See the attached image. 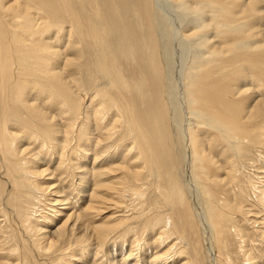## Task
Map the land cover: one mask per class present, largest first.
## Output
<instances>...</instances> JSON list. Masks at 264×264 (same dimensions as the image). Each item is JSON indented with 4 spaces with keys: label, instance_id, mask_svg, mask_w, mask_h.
<instances>
[{
    "label": "bare ground",
    "instance_id": "1",
    "mask_svg": "<svg viewBox=\"0 0 264 264\" xmlns=\"http://www.w3.org/2000/svg\"><path fill=\"white\" fill-rule=\"evenodd\" d=\"M139 5L141 10H136ZM178 5L190 11L192 4ZM160 16L148 0H0V225L4 222L0 264H61L79 247L92 243L102 248L115 228L94 226L102 211L110 202L121 203L115 196L128 193L140 199L148 190L157 195L153 204L160 207L145 217L142 228H159L157 242L175 236L180 243L185 241L180 251L187 254L184 245L192 241L195 256L203 252L208 264H217L216 237L228 235L226 221L240 217L235 229L242 256L246 264H258L249 246L255 233L245 223L248 217H264L245 211L243 203L254 195L264 214V189L241 173L243 155L249 152L243 140L254 130L249 131L238 110H227L225 120L215 111L220 116L213 120L216 124L202 116L201 111L212 106L203 110L195 106L202 95L197 66L185 81L179 77L174 85L169 83V54L158 34ZM110 89H116L118 97ZM259 115L254 110L245 119L256 123ZM190 117L220 141L211 137L212 132H194ZM54 155L58 166L49 171ZM90 157L94 162L102 158L96 169L86 167L88 172L73 182L81 196L90 192L88 201L79 205V211L78 200L71 201L74 211L66 214L53 236H47V229L63 212L57 205L69 201L72 194H66L61 184L53 189L45 177L64 165L61 174L74 178L73 171L85 168L84 160ZM198 157L214 170L211 176L220 185L222 200L212 190L200 192ZM104 165L110 173L124 171L119 181L102 179L107 174L100 171ZM62 193L64 197L56 196ZM43 209L53 212V217L43 214ZM134 227H122L123 236L134 232ZM9 256L15 257L11 263Z\"/></svg>",
    "mask_w": 264,
    "mask_h": 264
},
{
    "label": "rangeland",
    "instance_id": "2",
    "mask_svg": "<svg viewBox=\"0 0 264 264\" xmlns=\"http://www.w3.org/2000/svg\"><path fill=\"white\" fill-rule=\"evenodd\" d=\"M148 1L152 6L154 5L157 13L159 12V15H161L158 34L160 33V37L162 35L164 38H161L162 46L169 54V83L174 85L175 82L178 81L179 77H184L185 81L187 73L192 70L193 66H197L199 70H196V75L200 76L198 77V80L200 82L199 84L202 95L199 98V103H196L198 105L195 106L200 109L203 107L202 110L205 105L212 106L210 109L211 111H201L202 116L204 114L205 116L203 117L211 118L210 122L215 123L216 121L213 120L220 117L216 114V112L222 115V120H225L224 116L230 110H238L241 112L244 123L248 122L247 125L249 131L254 130L250 133L251 136L243 140L245 144L244 147H246V150L249 152H247L248 154L246 153L243 155L244 157L242 156L243 161L241 163L243 169H241V173L243 178H248L251 182L256 183V187L259 188V190L264 189V0H180L179 3L187 2L192 4L190 11L181 10L178 5L179 3L172 0ZM139 8L140 5L136 8V10H141V8ZM184 17H186V19H184ZM201 24L202 27L197 31V26ZM162 25H164V28ZM164 33L167 34L165 35ZM177 35L180 37L179 39ZM202 35L204 36V38L201 39L202 41H198V39L195 40L196 36L199 38V36ZM173 36L176 37L177 40L174 39ZM238 42L241 44L240 46H238ZM174 43H176L177 46ZM197 55L198 59L195 60ZM207 64L209 66H206ZM202 73H204V75ZM212 73H216L217 75ZM124 77L128 84V78L126 76ZM114 90L116 89H110V93L114 97H118ZM112 91H114V93H112ZM243 91L246 92L244 93ZM208 100L209 103L206 102ZM224 106L227 107V109ZM254 110H259L260 113L258 117L259 120H255L256 123H253L249 118L245 119V117L249 115V112H253ZM196 119L197 118L195 117H190L189 119L190 122L192 121L191 123L194 132L199 130L201 133L206 135L212 132L211 137L215 138L216 141L218 140L217 142L220 141V138L215 135L213 131L208 130L205 125H199L197 122L198 119ZM187 120L188 119L186 118L185 123ZM252 123L254 128H252ZM258 128H260V130ZM201 129H203V131ZM253 136L256 138L253 139ZM247 140L250 141L247 142ZM35 144L37 145V142ZM72 145L73 142L69 146ZM69 146H67V151L70 150ZM222 146L223 145L221 144L220 148ZM71 157L72 162H75V156L71 155ZM101 158L102 157L95 162L91 157L84 160L87 164H84L86 165L85 168L79 170L83 171H73V173H77L76 177H74L75 179L71 176H67L65 173L61 174L64 170V165L59 168L60 170L58 169L54 171V175H48L45 177L46 179L50 178L48 180L52 182V186L54 187L53 189L60 187L59 184H61L63 190H66V194H72L69 201L67 200L59 203L61 205H57L56 209L63 212L56 220L57 222L55 221L52 223V225L47 229V236H53V232L55 233V230H57L56 227L61 225L64 221L66 214L74 211L70 206L71 201L78 200V207L76 208L78 211L81 210L79 205L86 202V200L88 201V194L90 192L88 191V194L85 192L86 195L84 193L83 196H81V193L78 194L76 190H74L75 184L73 182L77 183L79 175H81V173L88 172L86 167L92 168L94 165L93 170L96 169L95 166L99 165ZM55 161L59 162L57 155L52 156V164L49 165L51 170L49 171H52L58 166V163ZM196 161L197 168L195 170L198 171L196 183L200 192H203L204 190H212L211 192L215 194L214 196L217 197V199L222 200L225 198L222 191H220V185L216 184V179L213 178V175H215L214 170L209 165H206L205 160L201 157H198ZM89 162L90 165L88 164ZM100 164H102V162H100ZM105 166L106 165H104V169L101 168L100 170L105 173L107 172V174L102 176V179H104L106 183L119 181V177H121L124 171L117 170L110 173L105 169ZM89 174L86 175V177H89ZM58 175L60 176L58 177ZM60 195H63V197L65 196L64 193L56 196ZM155 196L157 197V195L151 193L150 190L146 191L143 198H140L142 200L135 199L134 197L129 196L128 193H123L121 198L115 196L116 199H120L121 203L116 204L115 206L113 205V202H110L108 209L104 210L105 212L102 211L100 218L94 223V226L106 225L107 227H115L109 234L102 248H99L92 243L89 244L88 247H85V249L83 247H79L75 250V254L73 253L72 256L63 258L61 260V264H82L84 262V264H186L187 262L188 264H208L203 252L199 253L197 256L194 255L191 248V246L194 245L192 241H189L186 245H184L187 250V254H182V250L180 251V249H183L185 241L180 243L182 242L181 239L174 236L167 240L163 239V243L161 244L160 242H157V237H159V233L161 231L159 228H155L152 231L142 228L145 217H148L154 209L160 207V204H153ZM80 197H83L82 200ZM254 197V195H250L246 199L247 201L243 203V208L245 211H252L253 215L256 213V216L264 217L263 212L256 206ZM124 207L125 209H123ZM41 212L46 215L48 214L47 216L53 217L54 215L53 212L47 209H43ZM39 213L40 212L37 213L38 216H42V214ZM139 214H143L142 217H139ZM236 218L237 217H233L230 221H226L227 223L225 222L228 235L225 232L222 236H220V238L217 239L216 237L215 250L218 259L217 264H246L240 248L242 244L239 241V237L235 229V225H237V221L240 217L239 219ZM248 218L250 220L245 223V226L248 228L249 232L255 233L254 243L249 245L251 252L253 255L255 254V261L258 264H264V234L262 236L259 235L261 231L264 232V219L259 217ZM36 219L41 220V218L38 217ZM109 223L111 225H109ZM0 226H4V222H2V225ZM122 227L123 230L128 227H134L135 229L134 232H130L123 236ZM220 243H222L223 246H221L222 250L220 249ZM97 250L99 252H97ZM129 252L131 253L129 254ZM1 253L3 254V252ZM8 259L7 263H11L15 257L11 258L9 256Z\"/></svg>",
    "mask_w": 264,
    "mask_h": 264
}]
</instances>
